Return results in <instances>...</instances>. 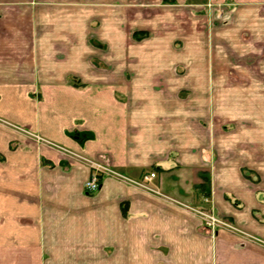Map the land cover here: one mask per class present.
I'll list each match as a JSON object with an SVG mask.
<instances>
[{
    "label": "crops",
    "instance_id": "crops-1",
    "mask_svg": "<svg viewBox=\"0 0 264 264\" xmlns=\"http://www.w3.org/2000/svg\"><path fill=\"white\" fill-rule=\"evenodd\" d=\"M0 264H264V0H0Z\"/></svg>",
    "mask_w": 264,
    "mask_h": 264
},
{
    "label": "built area",
    "instance_id": "built-area-1",
    "mask_svg": "<svg viewBox=\"0 0 264 264\" xmlns=\"http://www.w3.org/2000/svg\"><path fill=\"white\" fill-rule=\"evenodd\" d=\"M38 139V137H37ZM85 163H87L91 169V176L89 180L85 183V191L88 194H95L97 193L103 184L104 179L106 178H117L121 180H125L127 182H130L131 184L135 185L136 187L140 188L141 190H144L145 192H148L150 194H153L155 196L163 197L164 195L160 192V188H157L156 186H153L154 181L157 179V173H147L144 174L143 177L138 181L130 180L123 176L119 171H117L115 168L111 167L107 163L103 161H93V160H84ZM208 200L206 199V202ZM197 214L203 216V218L206 220V226L208 228H211L212 230H217L223 228V226H228V229H232L230 225H227L224 221L217 218V216L214 214L213 211H211L209 214H205L201 211H196Z\"/></svg>",
    "mask_w": 264,
    "mask_h": 264
},
{
    "label": "rangeland",
    "instance_id": "rangeland-1",
    "mask_svg": "<svg viewBox=\"0 0 264 264\" xmlns=\"http://www.w3.org/2000/svg\"><path fill=\"white\" fill-rule=\"evenodd\" d=\"M7 125H9L11 128H13V129H15L17 132H22V133H24L23 131V129L22 128H20L19 126H15V125H12V124H8V123H6ZM225 128H226V125L224 126ZM228 128L226 129V130H230L231 129V127H229V126H227ZM33 139H34V137H33ZM38 140H40L39 139V137H38ZM204 187H208V184H206ZM161 193H162V191H160ZM163 194V193H162ZM164 196L163 197H161V198H168L165 194H163ZM159 197V196H158ZM207 202H205L206 201V199L204 200V204H203V208H202V206L200 207V209L198 210V211H200L201 210V212H203V213H205V214H209L210 212H211V210H210V206H209V209H207L208 208V204H210V203H212L211 202V199H209V198H207ZM209 210V211H208ZM200 217L203 219V224H205L206 223V220L203 218V216H201L200 215ZM218 218V217H217ZM220 219V218H219ZM220 220H222V221H224L227 225H230L231 227H232V229L234 228V226L230 223V222H228V221H225V220H223V219H220ZM205 226H206V224H205ZM229 227L228 226H223V228H221V229H228ZM260 241V240H259ZM260 242H262V241H260Z\"/></svg>",
    "mask_w": 264,
    "mask_h": 264
},
{
    "label": "trees",
    "instance_id": "trees-1",
    "mask_svg": "<svg viewBox=\"0 0 264 264\" xmlns=\"http://www.w3.org/2000/svg\"><path fill=\"white\" fill-rule=\"evenodd\" d=\"M87 137H89V138H90V137H91V135H88Z\"/></svg>",
    "mask_w": 264,
    "mask_h": 264
}]
</instances>
